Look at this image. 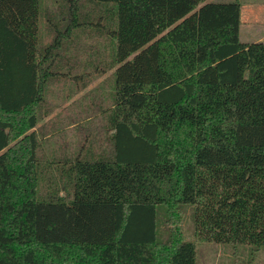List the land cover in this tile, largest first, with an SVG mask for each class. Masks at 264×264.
I'll return each mask as SVG.
<instances>
[{"label": "trees", "instance_id": "1", "mask_svg": "<svg viewBox=\"0 0 264 264\" xmlns=\"http://www.w3.org/2000/svg\"><path fill=\"white\" fill-rule=\"evenodd\" d=\"M54 3L0 0V264L264 248V43L241 41L242 0ZM79 94L74 147L45 155L39 123Z\"/></svg>", "mask_w": 264, "mask_h": 264}, {"label": "rangeland", "instance_id": "2", "mask_svg": "<svg viewBox=\"0 0 264 264\" xmlns=\"http://www.w3.org/2000/svg\"><path fill=\"white\" fill-rule=\"evenodd\" d=\"M56 0H42L43 13L46 14V11L55 8ZM232 0H207V2H230ZM61 3L57 2V6ZM264 14V0H242V18H241V36L240 39L242 42H255L259 37V30L257 26V21L263 19L261 16ZM44 22V21H43ZM43 39L45 42L49 40L48 34L46 31L43 32ZM89 39L96 37L94 33L87 34ZM87 37V36H86ZM87 37V38H88ZM85 36L83 37V39ZM102 79L98 82H101ZM96 82L93 87L98 86ZM81 94V93H80ZM77 95L72 101L68 103H63L62 108L55 111L50 117L44 119L39 123L40 127H44L46 133V152L45 155L57 154V151H53L59 146L66 142H70L71 147L73 148L76 140L78 139L80 133L78 132V125H82V120L84 117H77L75 115L76 107L71 108L70 105L74 100H78L82 95ZM55 102V100H54ZM84 106V105H82ZM68 109V111H66ZM50 118L49 123H46ZM57 118V119H56ZM80 118V119H79ZM97 124V123H94ZM57 132L54 137V132ZM51 140V143H50ZM63 194H66L65 192ZM164 216L162 219L161 226V238L166 239L167 235L166 230L168 226H164ZM185 226L187 231L190 233L192 230V218L190 212L186 215ZM197 247V264H264V248L255 250L252 247L248 246H235V245H224L216 243H200L196 242Z\"/></svg>", "mask_w": 264, "mask_h": 264}, {"label": "crops", "instance_id": "3", "mask_svg": "<svg viewBox=\"0 0 264 264\" xmlns=\"http://www.w3.org/2000/svg\"><path fill=\"white\" fill-rule=\"evenodd\" d=\"M263 17V19H261L260 21H257V27L260 28L259 30V37L255 42H263L264 43V14L261 15ZM242 21V20H241ZM242 33H240L241 36ZM246 43H250V42H246Z\"/></svg>", "mask_w": 264, "mask_h": 264}]
</instances>
